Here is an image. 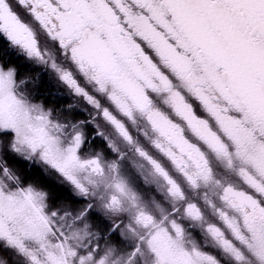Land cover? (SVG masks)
<instances>
[{
    "label": "snow or ice",
    "instance_id": "obj_1",
    "mask_svg": "<svg viewBox=\"0 0 264 264\" xmlns=\"http://www.w3.org/2000/svg\"><path fill=\"white\" fill-rule=\"evenodd\" d=\"M0 264H264V0H0Z\"/></svg>",
    "mask_w": 264,
    "mask_h": 264
}]
</instances>
